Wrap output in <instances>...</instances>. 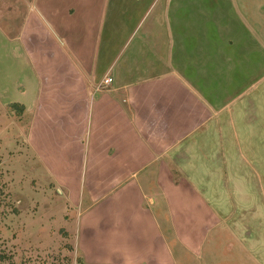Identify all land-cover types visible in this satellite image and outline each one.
<instances>
[{"label": "crops", "instance_id": "1", "mask_svg": "<svg viewBox=\"0 0 264 264\" xmlns=\"http://www.w3.org/2000/svg\"><path fill=\"white\" fill-rule=\"evenodd\" d=\"M156 2L108 19L109 0H34L16 37L0 29V95L32 115L84 264H178L224 224L244 245L264 235V216L226 207L257 188L264 209V0L223 1L225 16L217 0ZM139 29L132 50L100 47Z\"/></svg>", "mask_w": 264, "mask_h": 264}, {"label": "rangeland", "instance_id": "2", "mask_svg": "<svg viewBox=\"0 0 264 264\" xmlns=\"http://www.w3.org/2000/svg\"><path fill=\"white\" fill-rule=\"evenodd\" d=\"M33 1L0 0V29L9 38L19 34L32 5L34 7ZM154 1L109 0L107 18L118 8L133 14L142 12L144 16ZM205 1L207 7L212 5V0ZM223 1L229 2L217 0V4L225 16V9H231L232 2L223 5ZM261 1L248 0L250 5L259 3L260 7ZM157 3L158 0L153 9ZM129 18L131 25L137 21L135 16ZM232 18L233 13L223 19L231 22ZM129 30L115 34L113 39H110V32H103L101 49L117 43L123 47L129 39V48L134 49L132 46L137 44L145 29L134 34ZM31 121L32 115L23 106L13 103V96L0 95V264H84L76 247L75 232L71 230L77 212L67 193L52 179L31 149L28 140ZM261 195L262 192L255 188L249 192V198L245 196L234 201L233 208L226 206L235 211L232 221L238 219L240 224H246L248 214L255 221L250 222V226L258 224L264 216ZM244 211L245 217L241 219ZM226 226L229 225L224 224L222 232L214 239L215 245L202 256L184 255L176 250L178 264H264V235L258 234L244 245L232 235L233 228Z\"/></svg>", "mask_w": 264, "mask_h": 264}, {"label": "built area", "instance_id": "3", "mask_svg": "<svg viewBox=\"0 0 264 264\" xmlns=\"http://www.w3.org/2000/svg\"><path fill=\"white\" fill-rule=\"evenodd\" d=\"M111 82H112L111 79H107V80L105 81V84H110Z\"/></svg>", "mask_w": 264, "mask_h": 264}]
</instances>
